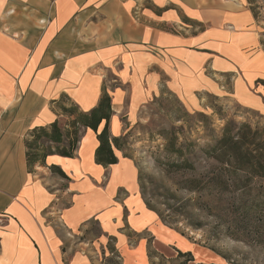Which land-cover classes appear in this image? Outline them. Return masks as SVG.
<instances>
[{"label":"crops","instance_id":"crops-1","mask_svg":"<svg viewBox=\"0 0 264 264\" xmlns=\"http://www.w3.org/2000/svg\"><path fill=\"white\" fill-rule=\"evenodd\" d=\"M260 80L264 25L248 0H0V264H94L109 239L124 264H154L152 238L170 245L135 161L96 162L105 121L81 128L73 157L29 169L30 132L67 127L62 98L89 112L107 92L121 137L165 91L192 111L230 97L264 115Z\"/></svg>","mask_w":264,"mask_h":264},{"label":"rangeland","instance_id":"rangeland-1","mask_svg":"<svg viewBox=\"0 0 264 264\" xmlns=\"http://www.w3.org/2000/svg\"><path fill=\"white\" fill-rule=\"evenodd\" d=\"M264 25V0H252ZM208 107L192 111L176 95L165 91L141 109L140 117L128 126L122 153L131 157L139 171L140 192L147 204L160 214L155 228L170 245L153 246L154 264H264V211L248 221L245 205L264 203V184L225 177L224 184L211 181L220 164L209 150L230 129L232 134L257 132L264 143V115L237 104L230 97L208 100ZM198 189H188L189 181ZM244 186V187H242ZM159 216V215H158ZM252 224L248 230L242 227ZM86 238L98 241L95 224L86 227ZM151 240L149 234L144 233ZM244 235V236H242ZM240 237V239L237 238ZM193 256H180L188 249ZM100 250V251H99ZM94 256V264H124L115 242L109 239ZM192 260H189L191 259Z\"/></svg>","mask_w":264,"mask_h":264},{"label":"trees","instance_id":"trees-1","mask_svg":"<svg viewBox=\"0 0 264 264\" xmlns=\"http://www.w3.org/2000/svg\"><path fill=\"white\" fill-rule=\"evenodd\" d=\"M251 6L252 0H248ZM256 18H259L256 10L251 6ZM264 84V80H260ZM60 108L64 115L68 116L67 127H63L56 120L47 126L34 128L26 139L27 163L30 170L36 164L45 162L49 154H60L65 157H73L80 141L81 128H91L98 130L100 124L105 121L102 131L98 134L99 146L96 149V162L104 166L115 164L118 157L115 150L122 151V141L124 136L112 137L109 132V120L112 114L111 98L107 92H104L99 104L89 112L80 111L68 99L62 98ZM242 127L247 131L242 132L241 127L238 132L232 134L230 129H225V133L218 142L209 150V155L220 164V168L211 177V181L217 184H224L225 177L235 180L236 183L242 182L244 186H250L251 183L264 184V143L260 142L257 132L253 131L250 125L244 124ZM125 157L127 155L123 154ZM54 171H60L59 167H53ZM197 181L190 180L188 189L194 191L198 189ZM242 186V187H244ZM264 191V188H263ZM264 194V193H263ZM147 204V202H146ZM264 204V203H263ZM154 210L160 217L159 212ZM245 219L252 217L264 211V205L260 200H253L251 205H245ZM252 224L243 226V233L247 235L244 229L248 230ZM244 236V235H242ZM238 239L240 237L237 236ZM180 256H193L191 252L178 250ZM150 250V257L152 256ZM189 260H192L189 259ZM208 264V263H204ZM214 264V263H209Z\"/></svg>","mask_w":264,"mask_h":264}]
</instances>
